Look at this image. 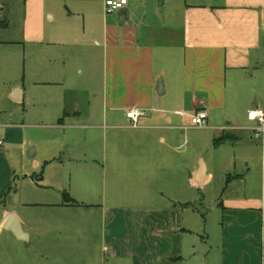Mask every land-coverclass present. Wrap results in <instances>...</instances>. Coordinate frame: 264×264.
Here are the masks:
<instances>
[{"label":"crops","instance_id":"obj_1","mask_svg":"<svg viewBox=\"0 0 264 264\" xmlns=\"http://www.w3.org/2000/svg\"><path fill=\"white\" fill-rule=\"evenodd\" d=\"M106 1L25 0L21 37L0 39V204L19 192V175L28 176L23 170L63 164L64 158L86 164L72 169L69 187L66 177L50 178L58 194L42 205L56 213L48 230L39 226L46 219L30 224L4 209L0 231L26 247H78L85 253L82 264H209L191 192L209 180L210 168L183 132L192 127L191 114L206 111L213 143L224 133L238 139L233 145L242 142L245 128L235 125L241 110L263 106L256 96L264 72V0H128L121 9L128 13L123 25L121 10L108 11ZM6 11L0 5L2 30L9 28ZM72 43L81 46L79 64L102 61L103 88L93 97L101 100L98 113L90 102L88 112L83 110L89 85L63 87L61 73L46 83L63 87L53 105L51 97L29 95L21 83L20 54L3 50ZM47 99L46 109L29 114L37 100ZM131 109L146 112L138 127L126 120ZM30 127L59 135L33 167H24L20 159L31 146L39 156L37 145L26 142ZM255 128L247 129L254 138ZM188 158L200 166L188 165ZM262 164L264 180V158ZM35 175L41 193L44 177ZM222 208V264H264V190L258 200L232 199ZM11 215L22 240L3 229ZM66 229L84 242L73 245L63 237ZM53 234L56 242L48 241Z\"/></svg>","mask_w":264,"mask_h":264},{"label":"rangeland","instance_id":"obj_2","mask_svg":"<svg viewBox=\"0 0 264 264\" xmlns=\"http://www.w3.org/2000/svg\"><path fill=\"white\" fill-rule=\"evenodd\" d=\"M0 5L6 7V12L9 20V28L0 29V39L16 40L21 37V28L24 18L25 0H0ZM77 25L81 24L80 20H76ZM82 27V24L80 25ZM93 50V45H91ZM95 48V47H94ZM97 51L102 48L96 47ZM2 50V49H0ZM10 55L20 54L21 61V83L27 88V91L35 97H51V104L59 91L65 86L73 89L74 87H83L89 85L85 90L89 92V96L85 99L84 104L86 112L89 110L88 102L91 103V110L95 106V111L98 113L102 111L101 100L94 99V95L100 93L103 88V67L102 61L96 59L95 62L89 64H79L78 56L80 54L81 46L72 43V45H38V44H24L22 47H8L6 49ZM19 50V52H18ZM59 71V72H54ZM53 73H58L64 77L63 87L56 85L46 84L48 81L52 82L56 76ZM25 77V79H23ZM46 95V96H45ZM257 101L261 99L264 106V72H262V92L257 94ZM46 101L37 100L32 107H29V114L36 113L39 110L46 109L48 105ZM93 112V111H92ZM248 111L241 110L239 114L240 120L235 125L245 128L240 132L243 137L242 142L238 144L226 143L219 147H215L213 143V134L209 133L205 127H189L183 133L187 136V141L191 142V147L195 145L197 151L203 161L204 165L209 164L210 170L207 174L211 175L209 180L204 184L198 185L195 191H192L193 209L196 212L194 218L196 219L197 229L200 230L199 234L202 238L203 246V259L209 264H222V227L226 218L225 209L222 204L232 199L248 198L260 199L262 198V190H264L263 180V158H264V132L260 138H254L253 133L247 129L257 127V124L247 118ZM97 119V116H96ZM64 134L62 132L61 136ZM58 132L53 130H41L35 127H30L26 131V142L32 145H37L39 156L35 146H31L30 150L21 157L20 166L33 167V163L43 154L46 150L50 149V142L54 140ZM253 137V139H251ZM44 150V151H43ZM29 151L31 154H29ZM35 156H31V155ZM67 160V158H64ZM63 164L51 162H43L40 170H23L25 174H18L19 180L17 181L18 193H11L3 204H0V213L4 210H11L16 213L19 218L24 221H29L30 224L41 223L39 226L49 229L52 215H56L51 209L42 207L47 203H52L56 198L57 191L51 186L53 179L59 180L63 177L69 182L71 181L72 174L75 170L86 166L84 161L67 162ZM197 163L200 166V160L188 158V165L190 163ZM64 168V170L62 169ZM46 169V170H45ZM70 169V170H69ZM44 177L39 186H43L45 191L36 193V183L33 182L34 175ZM35 175V176H36ZM52 180H51V179ZM52 183V184H51ZM51 187V188H49ZM67 195H71L70 190H66ZM33 204L31 207H25L23 204ZM193 210L188 211V216L192 217ZM67 214L64 215L66 217ZM58 217H63L58 214ZM43 219V220H41ZM67 226V224H66ZM66 228V227H65ZM46 230V229H45ZM43 230V231H45ZM67 235L65 239L72 241L75 245L78 241L84 242V238L75 237L74 240L71 236V231L66 229ZM70 235L71 237H69ZM53 239L54 236L49 235L48 241ZM85 257L84 251L78 247H53L49 244L45 246L26 247L17 243L11 235L0 231V264H82Z\"/></svg>","mask_w":264,"mask_h":264},{"label":"built area","instance_id":"obj_3","mask_svg":"<svg viewBox=\"0 0 264 264\" xmlns=\"http://www.w3.org/2000/svg\"><path fill=\"white\" fill-rule=\"evenodd\" d=\"M128 0H107L106 7L110 12H116L127 6ZM126 120L132 127H138L141 119L146 116V112L141 109H131L126 111ZM192 127H204L207 124L208 114L206 111H199L189 116ZM248 118L257 124L255 137L260 138L264 132V107H257L248 113ZM4 145V140L0 136V147Z\"/></svg>","mask_w":264,"mask_h":264},{"label":"water","instance_id":"obj_4","mask_svg":"<svg viewBox=\"0 0 264 264\" xmlns=\"http://www.w3.org/2000/svg\"><path fill=\"white\" fill-rule=\"evenodd\" d=\"M120 18V24L123 25L125 21L128 20V13L126 10H121L119 13ZM203 167H201L200 174L198 177V182L202 183L204 181V170H202ZM3 229L6 231L11 232L17 239L22 240L23 235L21 231V227L19 225V221L16 216L11 215L7 218L6 222L3 225Z\"/></svg>","mask_w":264,"mask_h":264},{"label":"trees","instance_id":"obj_5","mask_svg":"<svg viewBox=\"0 0 264 264\" xmlns=\"http://www.w3.org/2000/svg\"><path fill=\"white\" fill-rule=\"evenodd\" d=\"M237 138L233 137L232 135H229V134H221L219 137H217L215 140H214V145L215 147H219L223 144H226V143H235L237 142ZM69 202H73L72 200H68Z\"/></svg>","mask_w":264,"mask_h":264}]
</instances>
